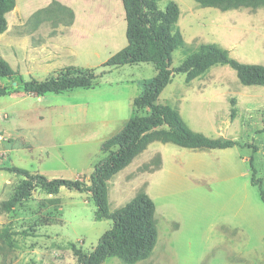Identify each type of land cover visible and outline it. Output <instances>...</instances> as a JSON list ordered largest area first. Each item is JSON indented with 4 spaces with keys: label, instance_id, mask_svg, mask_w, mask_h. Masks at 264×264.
Wrapping results in <instances>:
<instances>
[{
    "label": "rangeland",
    "instance_id": "rangeland-1",
    "mask_svg": "<svg viewBox=\"0 0 264 264\" xmlns=\"http://www.w3.org/2000/svg\"><path fill=\"white\" fill-rule=\"evenodd\" d=\"M174 1L184 47L171 69L199 45L213 43L230 57L264 65V5L221 10L194 0ZM0 34V57L18 73L1 78L0 264H78L73 247L90 252L111 219H95L89 192L36 187L12 210L3 203L23 175L80 179L105 155L102 142L133 113V98L150 89L151 63L112 68L91 87L28 95L23 81L56 76L67 66L95 69L126 46L121 0H16ZM158 102L179 112L195 132L233 139L225 149H191L155 141L107 183L111 212L146 192L156 205L158 238L152 254L132 264H264V85H244L235 69L216 65L187 81L174 72ZM232 111L234 115L232 116ZM138 114H144L143 111ZM103 264H129L118 257Z\"/></svg>",
    "mask_w": 264,
    "mask_h": 264
},
{
    "label": "trees",
    "instance_id": "trees-1",
    "mask_svg": "<svg viewBox=\"0 0 264 264\" xmlns=\"http://www.w3.org/2000/svg\"><path fill=\"white\" fill-rule=\"evenodd\" d=\"M125 12L127 44L102 64V71L67 66L56 76L38 80L23 81V90L28 95L40 96L46 93H60L74 88H88L96 78L112 68L126 64L146 62L156 68L153 85L142 95L133 98V113L123 127L102 142L106 155L95 164L89 176V183L78 179L48 178L40 173L10 166L6 170L24 176L15 194L3 203L6 211L12 210L29 198L36 187L50 194L61 187L78 192H89L95 204V219H111L113 224L106 230L90 252L73 247L78 264H103L107 258L118 257L125 263L147 259L153 252L158 238L156 205L146 192H139L128 203L111 212L108 203V181L146 147L155 141L173 143L191 149H225L238 144L236 140L212 138L195 132L182 119L177 110L168 104L158 102L163 89L171 82L173 73L183 74L186 80L203 75L216 65H229L235 69L244 85H264V65L240 62L228 52L213 43L199 45L180 64L171 69L172 54L185 45L177 26L180 14L176 2L170 1L162 9L159 0H121ZM202 7L221 10L242 6L264 5V0H194ZM16 6V0H0V34L8 28L6 15ZM18 72L0 57V79H10ZM7 87L0 84V96ZM143 111L140 115L138 112ZM234 111H232V116ZM251 183L258 186L264 203V189L261 179L256 178L252 165ZM1 236H7L4 229Z\"/></svg>",
    "mask_w": 264,
    "mask_h": 264
}]
</instances>
